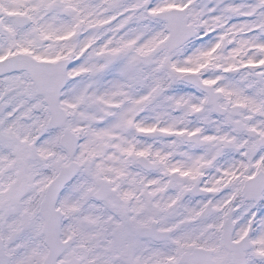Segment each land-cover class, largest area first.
<instances>
[{
	"label": "snow or ice",
	"instance_id": "1",
	"mask_svg": "<svg viewBox=\"0 0 264 264\" xmlns=\"http://www.w3.org/2000/svg\"><path fill=\"white\" fill-rule=\"evenodd\" d=\"M0 264H264V0H0Z\"/></svg>",
	"mask_w": 264,
	"mask_h": 264
}]
</instances>
